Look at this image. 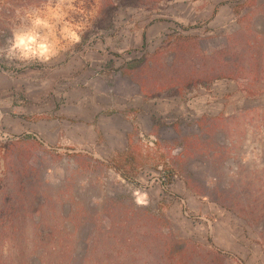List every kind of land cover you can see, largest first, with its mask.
I'll use <instances>...</instances> for the list:
<instances>
[{"label":"rangeland","instance_id":"1","mask_svg":"<svg viewBox=\"0 0 264 264\" xmlns=\"http://www.w3.org/2000/svg\"><path fill=\"white\" fill-rule=\"evenodd\" d=\"M86 204L153 224L139 264H264V0H0V254Z\"/></svg>","mask_w":264,"mask_h":264},{"label":"trees","instance_id":"2","mask_svg":"<svg viewBox=\"0 0 264 264\" xmlns=\"http://www.w3.org/2000/svg\"><path fill=\"white\" fill-rule=\"evenodd\" d=\"M114 207L83 205L71 224L59 231L53 230L52 222L44 220L41 224L50 230L27 236L24 245H20L22 237H15V249L5 258L0 254V264H139L138 253L150 244L155 227L143 222L138 213L124 217L121 209ZM256 211L260 213L258 223L264 224V205L249 213ZM240 213L247 214L245 209ZM260 235L264 240V228Z\"/></svg>","mask_w":264,"mask_h":264},{"label":"clouds","instance_id":"3","mask_svg":"<svg viewBox=\"0 0 264 264\" xmlns=\"http://www.w3.org/2000/svg\"><path fill=\"white\" fill-rule=\"evenodd\" d=\"M34 23H39V21H34ZM63 42L69 44L78 43L79 35L75 31L68 32L67 35H63ZM60 43V35L40 40L30 31L14 32L8 54L12 56L19 53L17 56L18 59H39L47 61L63 50L58 47Z\"/></svg>","mask_w":264,"mask_h":264}]
</instances>
